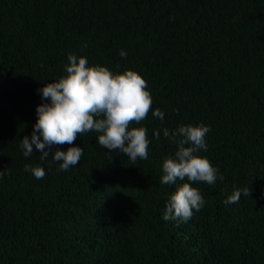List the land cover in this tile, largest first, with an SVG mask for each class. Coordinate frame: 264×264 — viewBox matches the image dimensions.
<instances>
[{"label":"trees","instance_id":"16d2710c","mask_svg":"<svg viewBox=\"0 0 264 264\" xmlns=\"http://www.w3.org/2000/svg\"><path fill=\"white\" fill-rule=\"evenodd\" d=\"M69 54L147 82L152 110L129 128L147 129V160L109 153L95 131L53 146L44 161L35 145L24 157L36 109L50 102L38 89L67 75ZM200 124L211 131L196 155L218 170L216 183L191 184L205 204L189 221H164L170 196L189 181L161 184L178 150L163 129ZM57 147H81V161L60 171ZM5 170L0 264H264V0H0ZM245 187L251 195L223 203Z\"/></svg>","mask_w":264,"mask_h":264},{"label":"clouds","instance_id":"9594fccd","mask_svg":"<svg viewBox=\"0 0 264 264\" xmlns=\"http://www.w3.org/2000/svg\"><path fill=\"white\" fill-rule=\"evenodd\" d=\"M126 58L127 53L120 51ZM65 66L66 76L58 82L47 83L38 89L44 102L37 107L38 120L29 138L24 136L20 145L24 157L33 155V145L41 153L44 161L52 152L53 146L72 145L78 136L95 131L99 145L109 150H119L135 164L137 159L147 160L150 141L147 129L131 128L132 123L140 124L152 110V98L147 89V82L136 72L128 70L114 74L107 67L88 66V60L69 54ZM152 115L163 121L164 113L160 109ZM211 129L203 124L199 126L181 125L175 131L163 129V135L171 138L178 150L174 157H166L162 170L161 184L175 185L177 181H187L177 187L163 209L164 221H189L194 210L199 212L205 204L200 191L192 183L204 182L213 185L217 180L218 170L210 161L199 155L207 151L206 134ZM156 139L160 132H154ZM42 137V140H41ZM187 145V146H186ZM47 149V150H46ZM83 149L69 147L61 151L57 147L52 159L58 162L60 171H68L81 161ZM24 171L31 172L36 179L46 175L44 168L25 165ZM0 171V177L5 174ZM223 180V177L220 176ZM252 190L245 187L235 190L223 203L227 206L238 203L241 195H251Z\"/></svg>","mask_w":264,"mask_h":264}]
</instances>
